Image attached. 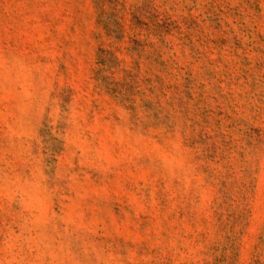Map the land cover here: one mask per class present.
Masks as SVG:
<instances>
[{
	"label": "rangeland",
	"instance_id": "obj_1",
	"mask_svg": "<svg viewBox=\"0 0 264 264\" xmlns=\"http://www.w3.org/2000/svg\"><path fill=\"white\" fill-rule=\"evenodd\" d=\"M0 264H264V0H0Z\"/></svg>",
	"mask_w": 264,
	"mask_h": 264
}]
</instances>
